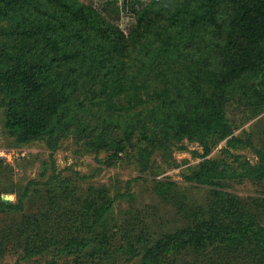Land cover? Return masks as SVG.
Instances as JSON below:
<instances>
[{
    "label": "trees",
    "instance_id": "16d2710c",
    "mask_svg": "<svg viewBox=\"0 0 264 264\" xmlns=\"http://www.w3.org/2000/svg\"><path fill=\"white\" fill-rule=\"evenodd\" d=\"M176 1L151 0V4ZM196 2L182 21L170 13L167 27L153 26L151 9L140 2L135 25L126 33L98 9L78 0H0V8L26 9L33 17L28 27L22 25L21 30L9 33L22 37L24 47L20 43V48H12L9 40L0 39L6 128L23 141L73 135L87 140L97 152L112 156L134 152L144 169L150 167L157 149L173 141L187 138L206 146L212 135H232L227 103L236 95L245 98L250 90L245 81L263 72L264 0ZM180 21L205 39L195 64L187 59V43L169 33ZM149 25L154 27L153 35L144 37ZM254 152L255 162H242L238 176L264 179V149ZM228 172L226 166L209 160L193 177L217 192L212 213L222 208L228 218L218 227L215 217L213 229L207 228L206 234L192 231L189 249L207 264H223L216 261L220 257L213 246L226 242L232 252L244 246L249 260L264 264V226L241 200L223 198L218 194L220 184L210 181ZM69 214L58 225L72 229L75 241L80 225L71 218L73 212ZM82 216L79 209L76 219ZM113 220L99 215L84 221L89 229L100 225L105 231L95 238L101 263L114 264L119 256L131 254L142 256L141 264H164L157 257L167 251L168 258L176 256L170 263L186 264L176 252L181 240L187 243L183 240L186 232L169 235L166 242L156 243L142 255L131 243L113 246ZM130 226H126L128 239L140 238ZM50 232L38 241L40 248L57 241L58 236Z\"/></svg>",
    "mask_w": 264,
    "mask_h": 264
},
{
    "label": "rangeland",
    "instance_id": "374dc122",
    "mask_svg": "<svg viewBox=\"0 0 264 264\" xmlns=\"http://www.w3.org/2000/svg\"><path fill=\"white\" fill-rule=\"evenodd\" d=\"M78 1L95 7L126 33L135 25L140 2L151 9L153 26L163 27L168 26L170 13L182 21L197 6L196 0L157 5H152L151 0ZM8 8V11L6 7L0 8V39L9 40V47L18 48L20 43L24 47L22 37L9 33L21 30L22 25L28 27L31 12ZM181 21L169 33L187 43V59L195 64L202 56L205 39ZM153 26L145 29L144 37L153 35ZM245 83L250 88L247 96L236 95L226 106L232 135H212L206 139V146L187 138L173 141L157 149L148 169L137 162L134 152L121 156L97 152L87 140L73 135L19 139L5 126L7 98L0 89V264H107L97 259L99 249L94 248L95 238L105 232L103 227L93 225L89 229L84 223L99 215L114 219L110 232L113 246L131 243L142 255L175 233L186 232L183 238L186 242L194 230L206 234L207 228L213 229L212 222L218 221L219 227L228 218L222 208H217L216 215L212 213L217 192L193 178L209 160L230 171L220 179L210 177V181L220 184L217 189L222 190L218 194L241 200L252 217L264 226V179L238 176L241 163L255 162L254 151L264 149V67L259 78L247 79ZM86 203L90 205L84 210ZM79 209L83 216L76 219ZM68 212L69 215L73 212L71 218L80 225L81 232L75 234V241L72 229L70 232L58 225ZM129 224L130 231L137 230L140 238L128 239ZM50 230L53 236H58L57 241L50 242L47 249L40 248L38 241ZM213 248L220 257L218 263L254 264L244 246L236 253L226 242ZM176 252L177 258L186 264H207L189 249L188 242L183 244L181 240ZM166 254L167 251L158 255L157 260L175 264L170 262L176 256L168 258ZM213 257L216 259L214 254ZM141 258L128 254L119 256L114 264H141Z\"/></svg>",
    "mask_w": 264,
    "mask_h": 264
}]
</instances>
